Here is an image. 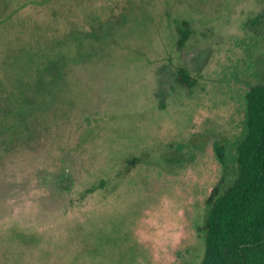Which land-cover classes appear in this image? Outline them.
Segmentation results:
<instances>
[{"label": "rangeland", "instance_id": "obj_1", "mask_svg": "<svg viewBox=\"0 0 264 264\" xmlns=\"http://www.w3.org/2000/svg\"><path fill=\"white\" fill-rule=\"evenodd\" d=\"M5 4L0 91L72 27L115 33L67 69L47 113L0 135V264H201L207 199L237 177L264 77V0Z\"/></svg>", "mask_w": 264, "mask_h": 264}, {"label": "trees", "instance_id": "obj_2", "mask_svg": "<svg viewBox=\"0 0 264 264\" xmlns=\"http://www.w3.org/2000/svg\"><path fill=\"white\" fill-rule=\"evenodd\" d=\"M0 13L4 15L6 8H1ZM182 24L179 46L188 38L189 23ZM114 27L117 30L115 22ZM73 28L71 34L59 39V53L44 58L41 66L35 63L12 90L0 91V135L17 122L28 127L34 123L33 118L47 113L51 103L60 99V85L68 83L64 80L67 69L79 62V55L85 58L86 53L90 54L92 43L115 33L110 25L101 34L84 26ZM177 79L191 82L185 70L179 71ZM247 116L249 131L239 146L237 177L226 187L227 169L207 199L210 212L206 225L200 228L206 231L201 264H264V77L247 92ZM223 156L219 150V157L226 164Z\"/></svg>", "mask_w": 264, "mask_h": 264}, {"label": "flooded vegetation", "instance_id": "obj_3", "mask_svg": "<svg viewBox=\"0 0 264 264\" xmlns=\"http://www.w3.org/2000/svg\"><path fill=\"white\" fill-rule=\"evenodd\" d=\"M27 6V4H26V2H25V4H23L22 5V7H26ZM14 7V6H13ZM21 6H19L18 8H22ZM4 8H9V5L8 4H5V6H4ZM8 15V17H10V16H12L13 15V13H11V14H7ZM90 16V15H89ZM124 16H127V13H126V11H125V13L123 14V17ZM93 22H94V25H89V26H85V25H83L85 28H88V29H90V30H93L94 29V27H96V29H98V30H102V27L103 26H101V27H99L101 24H98V25H95V21H94V19L92 18L91 19ZM121 20V19H120ZM120 28V27H119Z\"/></svg>", "mask_w": 264, "mask_h": 264}]
</instances>
